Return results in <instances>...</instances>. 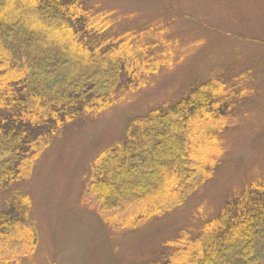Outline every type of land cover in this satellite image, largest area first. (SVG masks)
Instances as JSON below:
<instances>
[{"label": "trees", "instance_id": "obj_1", "mask_svg": "<svg viewBox=\"0 0 264 264\" xmlns=\"http://www.w3.org/2000/svg\"><path fill=\"white\" fill-rule=\"evenodd\" d=\"M114 47L82 0H0V195L30 175L61 128L109 108L120 89L162 62ZM234 98L214 81L197 82L177 101L131 119L126 138L100 152L87 182L100 213L136 206L138 220L125 224L136 228L185 203L215 166L208 154ZM31 213L28 194L0 198V264H21L18 257L35 252ZM146 264H264V178L246 183L196 234L167 241Z\"/></svg>", "mask_w": 264, "mask_h": 264}, {"label": "rangeland", "instance_id": "obj_2", "mask_svg": "<svg viewBox=\"0 0 264 264\" xmlns=\"http://www.w3.org/2000/svg\"><path fill=\"white\" fill-rule=\"evenodd\" d=\"M82 1L118 54L142 53L160 67L120 89L109 108L61 128L30 175L0 198L6 202L13 191L32 198L40 241L33 254L18 257L21 264H146L167 241L196 234L246 183L264 178V0ZM206 81L218 83L222 96L235 95L215 154H208L215 166L207 180L185 203L136 228L125 226L138 220L136 206L101 214L86 194L100 152L126 138L131 119Z\"/></svg>", "mask_w": 264, "mask_h": 264}]
</instances>
